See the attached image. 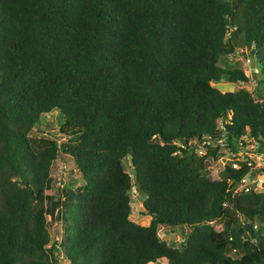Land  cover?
<instances>
[{
    "label": "trees",
    "instance_id": "1",
    "mask_svg": "<svg viewBox=\"0 0 264 264\" xmlns=\"http://www.w3.org/2000/svg\"><path fill=\"white\" fill-rule=\"evenodd\" d=\"M238 48L258 95L214 85L249 81L218 65ZM51 111L60 143L31 135ZM251 143L264 151V0H0V264H264V181L239 189L264 167L205 169ZM58 159L81 185L52 192ZM160 225L189 231L170 246Z\"/></svg>",
    "mask_w": 264,
    "mask_h": 264
},
{
    "label": "rangeland",
    "instance_id": "2",
    "mask_svg": "<svg viewBox=\"0 0 264 264\" xmlns=\"http://www.w3.org/2000/svg\"><path fill=\"white\" fill-rule=\"evenodd\" d=\"M218 65L226 68V69H241L248 77V82L238 81L236 83H230L225 81H218L214 83L216 87L223 91H234L239 88H244L250 91L253 95H258V91L261 89V85H258V79L261 78L258 70L255 69V65L252 66L249 59L247 58L246 50L243 51L241 48H238L235 53L229 54L227 56H223L219 59ZM62 120V116L57 111H51L40 117V124L38 129H33L31 135L33 136H52L54 139L58 140L60 143L64 141V138L58 137L59 130V122ZM56 135V136H54ZM177 143H181L179 140H175ZM252 144V143H251ZM251 144L243 147L244 151L239 150L237 154H234L233 151L222 148L217 153L216 157L207 158L205 162V169L207 171L208 176L211 179H219V172L225 163L239 158L241 160H251L253 164V168L261 166L264 167V151L260 152L255 150ZM204 151L203 147H199ZM123 166L124 169L131 175L133 174V165L129 156H125L123 158ZM52 175L54 177V183L52 185V192L56 191V185L60 182L58 187H70L75 188L82 184V179L80 173L73 169L71 165L66 162H62L61 160H57L56 166L52 171ZM259 182V180H257ZM257 182V184H258ZM256 188H260L256 185ZM134 189V188H133ZM131 200V213L130 219L138 224L147 225L150 221V216L144 214V208L142 206L143 198H141L134 190L130 193ZM50 219V216L47 215L48 220V230L50 234V242L53 241L59 242L63 238L64 233V222L61 219ZM258 221V220H256ZM260 225L263 226V222H259ZM189 231V227L177 226V227H168L164 225H160L158 227V236L160 239L166 241L170 246H179L181 242L184 241L186 235ZM264 232V227H263ZM62 249L61 247H57V253L59 256L61 255ZM60 258V257H59ZM68 264V261L66 263ZM156 264V263H154ZM159 264V263H158Z\"/></svg>",
    "mask_w": 264,
    "mask_h": 264
},
{
    "label": "built area",
    "instance_id": "3",
    "mask_svg": "<svg viewBox=\"0 0 264 264\" xmlns=\"http://www.w3.org/2000/svg\"><path fill=\"white\" fill-rule=\"evenodd\" d=\"M251 145L254 148L257 147L255 143H252ZM248 164L250 165L251 163L248 162ZM232 166L234 168H238L239 164L237 162H233ZM253 167H252V172H255L254 170L256 168H261V166L256 167V168H253ZM257 180H259V182ZM263 181H264V171L259 170V171H256L255 174L249 173L241 179L239 189L244 188L245 190H249V188H253L254 190H261L263 188ZM256 185H258L260 188L259 189L256 188Z\"/></svg>",
    "mask_w": 264,
    "mask_h": 264
},
{
    "label": "water",
    "instance_id": "4",
    "mask_svg": "<svg viewBox=\"0 0 264 264\" xmlns=\"http://www.w3.org/2000/svg\"><path fill=\"white\" fill-rule=\"evenodd\" d=\"M251 65L254 66L255 65V61L254 59L251 60ZM134 192L137 193L141 198H145L146 197V192L144 190V188L142 187V183L138 178V172L137 169H134ZM133 190V189H132Z\"/></svg>",
    "mask_w": 264,
    "mask_h": 264
},
{
    "label": "clouds",
    "instance_id": "5",
    "mask_svg": "<svg viewBox=\"0 0 264 264\" xmlns=\"http://www.w3.org/2000/svg\"><path fill=\"white\" fill-rule=\"evenodd\" d=\"M249 61H251V59H249ZM54 136H56V135H54ZM133 180H134V177H133ZM58 183H60V182H58ZM133 188H134V186H133ZM133 188H132V189H133ZM133 190H134V189H133ZM131 191H132V190H131Z\"/></svg>",
    "mask_w": 264,
    "mask_h": 264
}]
</instances>
